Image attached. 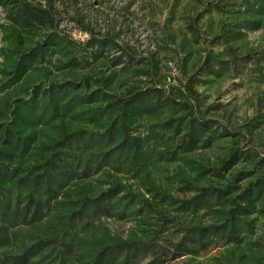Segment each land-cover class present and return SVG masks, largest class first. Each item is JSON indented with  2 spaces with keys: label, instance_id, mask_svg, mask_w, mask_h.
<instances>
[{
  "label": "rangeland",
  "instance_id": "374dc122",
  "mask_svg": "<svg viewBox=\"0 0 264 264\" xmlns=\"http://www.w3.org/2000/svg\"><path fill=\"white\" fill-rule=\"evenodd\" d=\"M124 136L133 159L113 150ZM49 160L78 178L11 227L0 264L32 246L26 264H91L132 241L165 264H264V0H0V197L28 195ZM117 186L124 214L77 215Z\"/></svg>",
  "mask_w": 264,
  "mask_h": 264
},
{
  "label": "trees",
  "instance_id": "16d2710c",
  "mask_svg": "<svg viewBox=\"0 0 264 264\" xmlns=\"http://www.w3.org/2000/svg\"><path fill=\"white\" fill-rule=\"evenodd\" d=\"M23 18L42 20L45 17L44 11H33L31 8L23 9L21 12ZM98 49H104L105 43H100ZM64 148H69V144H78V141L69 140V137L64 141ZM83 149L87 148L86 144L89 141H84ZM142 148V141L138 138H130L124 136L122 143L116 147L118 151L117 157L126 156L133 159L139 150ZM88 149V148H87ZM107 162V161H104ZM100 161L95 166V171H99L101 167L107 165ZM48 172L43 171L41 175H37L32 179L31 185L29 182L30 193L25 197L11 199L10 197H0V246L7 244L10 240L11 227L19 223H35L46 218L49 211L53 207L55 200L58 197L59 191L62 190L68 182L75 180L74 173L67 168L65 164H56L55 161L49 160L46 164ZM97 168V169H96ZM90 169L83 171L85 176H90ZM88 172V173H87ZM78 176V175H77ZM261 187L257 184L252 185L246 190L247 196L258 195ZM122 191L117 187L109 188L101 193L96 198L87 199L81 210L77 213L80 218L90 214L98 216H120L126 212L125 208L120 209V203L128 197L117 196ZM245 200V199H244ZM216 227H206L202 229L190 230L186 235V240L190 243H199L201 246H206L209 233H215ZM224 230V227H222ZM230 235H232L230 233ZM201 241V242H200ZM203 241V242H202ZM33 246L30 247L24 254L13 258L14 264H26L27 260L34 254L32 253ZM191 250L188 247L178 245L171 253V260L190 254ZM166 254L159 252L155 246L143 242H128L117 243L102 248L94 256L91 264H142L148 261L147 264H165ZM170 260V259H169Z\"/></svg>",
  "mask_w": 264,
  "mask_h": 264
}]
</instances>
